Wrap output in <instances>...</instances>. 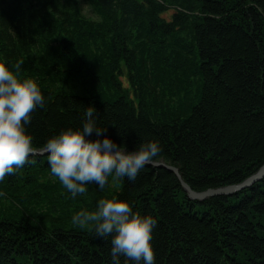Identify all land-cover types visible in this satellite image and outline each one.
Segmentation results:
<instances>
[{"label":"trees","instance_id":"16d2710c","mask_svg":"<svg viewBox=\"0 0 264 264\" xmlns=\"http://www.w3.org/2000/svg\"><path fill=\"white\" fill-rule=\"evenodd\" d=\"M0 62H22L45 98L26 125L33 148L82 129L91 107L118 146L158 142L154 159L198 191L264 164V0H0ZM85 187L72 197L39 154L0 181V264H112L111 236L73 223L100 199L156 220L155 264H264V178L204 200L152 165Z\"/></svg>","mask_w":264,"mask_h":264},{"label":"clouds","instance_id":"9594fccd","mask_svg":"<svg viewBox=\"0 0 264 264\" xmlns=\"http://www.w3.org/2000/svg\"><path fill=\"white\" fill-rule=\"evenodd\" d=\"M21 64L16 63L13 71L6 62H0V181L15 174L35 154L33 137L27 133L26 125L31 122V114L45 105L38 84L20 77ZM86 117L82 129L61 131L49 138L43 148L51 174L72 197L85 194L86 184L104 189L110 175L134 182L140 170L153 165L162 151L156 141L126 151L105 135L107 128L97 127L93 108L86 110ZM93 135L96 139L89 138ZM73 223L81 228L91 225L99 238L111 236L112 264H120L121 256L134 264H155L151 240L157 222L151 216L133 214L129 203L100 199L95 211L76 213Z\"/></svg>","mask_w":264,"mask_h":264},{"label":"water","instance_id":"95a60500","mask_svg":"<svg viewBox=\"0 0 264 264\" xmlns=\"http://www.w3.org/2000/svg\"><path fill=\"white\" fill-rule=\"evenodd\" d=\"M35 154L39 155H46V153H43V148L37 149L34 148ZM152 166L155 167H166L173 172L176 173V175L179 177L181 184L183 188L186 190L188 196L191 199H198V200H204L209 196L217 195V194H230L233 192H236L244 187L250 186L253 183L260 181L264 178V164L256 171L254 174L247 177L244 181L235 183V184H229L225 186H219V187H210L205 190H195L192 188V186L183 178L179 167L173 164H169L164 160H155Z\"/></svg>","mask_w":264,"mask_h":264},{"label":"rangeland","instance_id":"374dc122","mask_svg":"<svg viewBox=\"0 0 264 264\" xmlns=\"http://www.w3.org/2000/svg\"><path fill=\"white\" fill-rule=\"evenodd\" d=\"M79 8H80L79 12H80L81 17L85 19L93 17V13L91 9L84 2H81ZM33 13L39 15V18H41L43 21H44V16L46 15V13L48 15V12H46V10H40V9H34ZM167 16L169 17L170 15H167Z\"/></svg>","mask_w":264,"mask_h":264},{"label":"bare ground","instance_id":"6f19581e","mask_svg":"<svg viewBox=\"0 0 264 264\" xmlns=\"http://www.w3.org/2000/svg\"><path fill=\"white\" fill-rule=\"evenodd\" d=\"M248 187V186H247ZM245 188V187H244ZM243 189V188H242ZM241 190V189H240Z\"/></svg>","mask_w":264,"mask_h":264}]
</instances>
